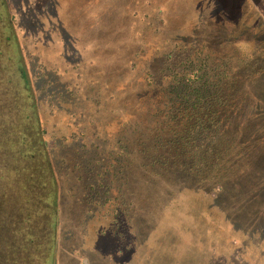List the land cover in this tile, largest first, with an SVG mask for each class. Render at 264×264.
<instances>
[{
    "label": "trees",
    "instance_id": "trees-1",
    "mask_svg": "<svg viewBox=\"0 0 264 264\" xmlns=\"http://www.w3.org/2000/svg\"><path fill=\"white\" fill-rule=\"evenodd\" d=\"M245 1L231 0L230 5L242 9ZM7 6V0H0V264H52L66 201L84 224L87 216L114 214L126 216L121 228L128 230L125 226L136 223L128 215L146 209L137 198L153 183L191 187L196 196L221 191L232 163L249 167L252 151L264 147L256 117L249 118L250 111L237 106L240 97L250 108H264V50L249 54L245 46L250 41L236 38L240 31L230 49L220 40L227 32L218 40L212 33L165 42L161 53L151 55L145 88L128 103L111 105L114 114L101 118L87 92L82 93L88 99L82 110L65 108L60 91L57 103L48 100L41 109V100L53 93L47 87L40 93L36 89L23 47L6 18ZM227 10L217 16L220 31L234 23ZM230 54L253 69L250 77H257V89L239 93L238 99L231 90L237 67L224 60ZM11 57L16 62L7 71ZM97 58H89L93 69ZM61 114L69 133L47 137L46 119L64 123ZM116 114L124 115L118 120ZM97 136L109 137L113 152H101L110 141L98 143ZM245 173L239 169L231 176Z\"/></svg>",
    "mask_w": 264,
    "mask_h": 264
},
{
    "label": "rangeland",
    "instance_id": "rangeland-1",
    "mask_svg": "<svg viewBox=\"0 0 264 264\" xmlns=\"http://www.w3.org/2000/svg\"><path fill=\"white\" fill-rule=\"evenodd\" d=\"M7 2L6 18L23 47L36 89L40 93L47 87L53 93L46 100L40 99L43 110L48 100L58 102L59 91L65 108L77 106L82 110L88 100L82 93L87 92L101 118L112 116L111 105L118 108L121 100L128 103L145 88L151 55L161 53L165 42L173 43L176 38L193 40L197 35L209 37L213 33L214 40H218L227 32L220 39L225 49L240 37L250 41L245 46L249 54H258L259 47L264 50V24L259 19L264 16V0H246L242 9L240 5H230L231 0ZM222 8L229 10L234 23H227V30L220 31L216 23ZM97 56L93 69L89 58ZM224 60L227 66L237 67L239 76L231 84L237 99L239 93L257 89L256 75L250 77L251 67L242 66L233 54ZM8 62L10 71L16 61L11 57ZM240 105L245 113L250 111L249 118L256 117L257 135L264 139V108H250V103L245 104L239 97L237 106ZM62 117L64 123L46 119L47 137L69 133L67 119ZM116 117L121 119L118 114ZM100 140L110 141L109 145L104 142L107 148L101 152L107 153L110 144H115L109 137L97 136L98 143ZM130 142L135 145L132 137ZM248 162L249 167L232 163L223 190L202 189L209 192H200L202 196H196L191 187L153 183L147 193L137 198L146 204V209L142 214L128 215L136 222L133 227L125 226L128 230L121 228L126 216L114 214L90 219L87 216L88 223L84 224V217L79 219L71 201H66L52 264H80L84 258L90 264H264V147L255 148ZM239 169L246 173L231 176ZM78 223L80 227L75 226Z\"/></svg>",
    "mask_w": 264,
    "mask_h": 264
},
{
    "label": "crops",
    "instance_id": "crops-1",
    "mask_svg": "<svg viewBox=\"0 0 264 264\" xmlns=\"http://www.w3.org/2000/svg\"><path fill=\"white\" fill-rule=\"evenodd\" d=\"M80 264H90V261L87 260L86 258H84V259H82V261L80 262ZM130 264H132V262Z\"/></svg>",
    "mask_w": 264,
    "mask_h": 264
}]
</instances>
